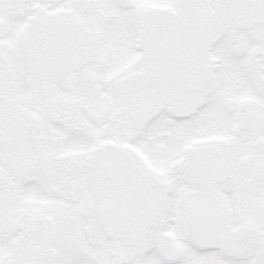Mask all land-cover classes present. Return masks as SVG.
Instances as JSON below:
<instances>
[{"label":"snow or ice","instance_id":"6c2138e0","mask_svg":"<svg viewBox=\"0 0 264 264\" xmlns=\"http://www.w3.org/2000/svg\"><path fill=\"white\" fill-rule=\"evenodd\" d=\"M0 264H264V0H0Z\"/></svg>","mask_w":264,"mask_h":264}]
</instances>
